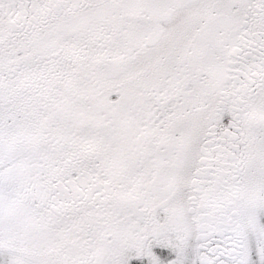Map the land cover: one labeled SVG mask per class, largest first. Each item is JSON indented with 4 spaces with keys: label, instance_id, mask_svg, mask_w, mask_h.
I'll return each mask as SVG.
<instances>
[{
    "label": "snow or ice",
    "instance_id": "1",
    "mask_svg": "<svg viewBox=\"0 0 264 264\" xmlns=\"http://www.w3.org/2000/svg\"><path fill=\"white\" fill-rule=\"evenodd\" d=\"M0 264H264V0H0Z\"/></svg>",
    "mask_w": 264,
    "mask_h": 264
}]
</instances>
